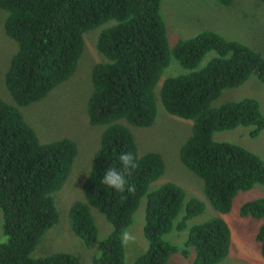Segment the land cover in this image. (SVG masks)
I'll use <instances>...</instances> for the list:
<instances>
[{
	"label": "trees",
	"instance_id": "16d2710c",
	"mask_svg": "<svg viewBox=\"0 0 264 264\" xmlns=\"http://www.w3.org/2000/svg\"><path fill=\"white\" fill-rule=\"evenodd\" d=\"M228 6L233 0H215ZM263 1L264 0H260ZM161 0H0L7 11L5 32L17 43L5 72V85L15 104L0 98V211L6 240L0 243V264H82L69 252L32 257L31 252L59 214L53 193L67 179L76 144L67 137L40 142L19 107L41 100L75 71L83 51V34L108 21L97 36L104 60L91 69L92 91L87 100L89 123L105 125L99 147L82 184L83 199L69 208L70 226L86 247L97 239L91 208L101 212L111 230L98 243L92 264H126L122 233L132 224L144 198L142 233L146 250L132 264H166L179 253L192 264H217L229 253L231 229L215 216L189 224L201 214L203 202L185 200L184 189L171 181L151 189L164 172L155 151L139 155L133 134L119 120L149 126L156 117L155 87L173 56L187 72L166 77L158 98L165 110L191 119V134L180 147V159L203 181V192L220 214L230 212L239 191L264 185V160L233 142L213 140L217 131L249 126L257 137L264 129V113L253 97L211 105L225 88L238 87L252 74L264 84V56L246 44L212 30L168 45ZM213 53L200 66L207 54ZM122 152L137 158L135 170H124ZM124 172L135 192L118 193L101 183L104 172ZM239 215L263 219L255 239L264 260V196L243 202ZM187 230L181 245L164 236Z\"/></svg>",
	"mask_w": 264,
	"mask_h": 264
},
{
	"label": "rangeland",
	"instance_id": "374dc122",
	"mask_svg": "<svg viewBox=\"0 0 264 264\" xmlns=\"http://www.w3.org/2000/svg\"><path fill=\"white\" fill-rule=\"evenodd\" d=\"M159 12L165 22L167 40L170 47L181 38L193 36L201 30H212L225 38L240 41L260 55L264 56V2L260 0H233L224 6L215 0H161ZM7 11L0 9V98L15 104L5 85V72L10 59L17 49V43L5 32L4 21ZM113 21L87 30L83 34L84 47L78 59L74 73L49 91L41 100L19 107L25 121L34 129L40 142H49L62 137L73 140L77 154L71 170L62 187L53 193L54 203L59 218L49 228L31 252L32 257H42L55 252H69L77 255L82 264H92L93 256L98 254V243L107 236L111 224L95 208H91L98 235L91 247H86L82 240L73 233L70 226L69 208L75 200L83 199L82 184L88 174L93 155L99 147L100 135L105 125L89 123L86 105L92 91V66L104 60L97 49V36L100 30ZM213 53L201 61L204 65ZM179 62L170 57L168 66L163 70L155 87L156 117L149 126H134L125 120H119L127 126L137 144L138 154L148 151L158 152L164 161L163 174L150 184L153 189L164 182H174L185 191V200L199 198L204 209L201 214L191 218L188 223H199L215 216L223 217L228 223L232 243L229 253L217 264H259L254 262L253 255L259 254V243L255 239L258 225L263 219L239 215V206L257 197L264 196V185L256 184L251 189L239 191L233 199L230 212L218 213L203 192V181L180 159V147L191 134V119H184L168 113L158 98L161 82L166 77L183 74ZM243 97L255 98L264 113V84L252 74L238 87L225 88L212 101L211 105L238 100ZM249 126H239L233 130L217 131L212 134L217 142L226 141L242 145L258 154L264 160V129L252 138L248 135ZM144 198L133 216L132 224L124 231L135 236V242L124 247L126 264H132L147 247V240L142 233ZM187 230H175L164 238L175 245H181L186 238ZM6 240L2 229L0 211V243ZM261 259L262 256L259 254ZM192 256L185 258L179 253L172 254L166 264H192ZM263 264H264V260Z\"/></svg>",
	"mask_w": 264,
	"mask_h": 264
},
{
	"label": "clouds",
	"instance_id": "9594fccd",
	"mask_svg": "<svg viewBox=\"0 0 264 264\" xmlns=\"http://www.w3.org/2000/svg\"><path fill=\"white\" fill-rule=\"evenodd\" d=\"M119 161L123 165L125 171L128 169L135 170L138 167L137 158L133 153H120ZM101 183L118 193H124L127 191L132 194L135 192V187L128 184L124 172L115 167H110L104 172V175L101 178ZM134 242L135 236H133L131 232L126 231L122 233V244L127 246L128 244Z\"/></svg>",
	"mask_w": 264,
	"mask_h": 264
},
{
	"label": "crops",
	"instance_id": "0c3cea01",
	"mask_svg": "<svg viewBox=\"0 0 264 264\" xmlns=\"http://www.w3.org/2000/svg\"><path fill=\"white\" fill-rule=\"evenodd\" d=\"M259 254H260V252H259ZM256 255V254H254L253 256V259H254V262H257V263H259V264H263V259H261V257H260V255Z\"/></svg>",
	"mask_w": 264,
	"mask_h": 264
}]
</instances>
